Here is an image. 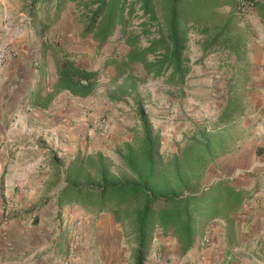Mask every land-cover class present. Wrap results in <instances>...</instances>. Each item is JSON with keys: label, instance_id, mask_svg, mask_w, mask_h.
<instances>
[{"label": "crops", "instance_id": "obj_1", "mask_svg": "<svg viewBox=\"0 0 264 264\" xmlns=\"http://www.w3.org/2000/svg\"><path fill=\"white\" fill-rule=\"evenodd\" d=\"M30 1L0 0V49L17 53L0 69V264H134L135 244L127 247L111 215L58 206L60 187L50 181L54 159L64 169L79 152L103 153L108 146L115 149L119 140L129 141L125 132L137 127L134 107L132 124L126 121L130 114L121 119L123 100L110 103L104 92L98 102L101 77L86 98L56 90L62 56L89 71H100L98 63L107 58H77L82 49L73 43L82 25L73 23L68 4L55 19L51 9L48 15L40 7L33 10ZM240 21L249 33L240 53L232 55L241 58L240 70L209 90L215 93L218 115L233 95L240 101L241 114L225 127H239L247 137L215 158L207 171L210 179L204 180L205 185L228 180L245 198L228 220H215L206 228L211 230L208 242L205 231L185 254L177 246L180 260L174 244L155 235L147 264H168L170 257V264H264V0ZM157 130L163 137L162 129ZM237 171L243 173L236 176ZM158 250L164 252L160 260Z\"/></svg>", "mask_w": 264, "mask_h": 264}, {"label": "trees", "instance_id": "obj_2", "mask_svg": "<svg viewBox=\"0 0 264 264\" xmlns=\"http://www.w3.org/2000/svg\"><path fill=\"white\" fill-rule=\"evenodd\" d=\"M76 1L79 0H31L30 6L33 10L40 7L47 15L51 9L56 19L69 2ZM239 1L242 0L79 1L81 37L91 36L103 46L121 27L128 51L119 58L113 55L106 59L105 66L114 67L115 73L105 97L114 104L131 97L137 127L131 130L129 141L115 147L116 163L101 152H79L64 169L54 159L50 181L60 187L58 206L76 205L111 215L124 237L135 244L134 264H147L157 231L171 233L181 254H185L213 221L228 220L245 198V193L228 180L203 183L209 165L230 147L226 144L230 129L225 125L242 112L234 95L210 128L196 126L184 135L175 153L165 156L161 134L153 129L145 108L147 98L138 92L140 84L160 78L168 89L183 90L193 65L185 54L192 29L208 36L202 44L204 51L219 41L217 45L240 53L245 39L240 18L248 10H242ZM246 1L255 7L258 0ZM221 5L228 6L231 12L223 22L214 24ZM134 18L142 19L137 29L131 25ZM221 36H226L223 42ZM136 66L143 75L135 71ZM57 76L56 90L86 98L98 88L100 72L76 67L68 56H62L57 61Z\"/></svg>", "mask_w": 264, "mask_h": 264}, {"label": "rangeland", "instance_id": "obj_3", "mask_svg": "<svg viewBox=\"0 0 264 264\" xmlns=\"http://www.w3.org/2000/svg\"><path fill=\"white\" fill-rule=\"evenodd\" d=\"M79 1L68 3L69 8L71 9V14L74 18L73 23L78 26L82 25L80 23L81 17L79 13L82 7L78 6ZM134 1L135 0H128V2L130 3ZM135 7L137 11L138 5ZM217 12L219 16L218 18H215V21L213 22L214 24L216 22L217 24L221 21L223 22L226 15L231 12V9L226 5H221L217 9ZM138 15H141V11H138ZM141 20L135 18L132 19V28L137 29ZM198 30L199 29H192L188 35V48L185 54L189 58L190 62L193 63V65L189 74L190 78L187 80L182 91L176 88L168 89L163 85V79L161 78L154 80L149 79L144 84H140L138 88V92L141 94V96L147 98V104L145 108L150 116L153 129H162L163 137L161 151L165 156L175 153L178 149V146L182 144L184 135H189L192 131L195 130L196 126L206 125L210 128L214 124V122L217 120L218 114H216L213 109L215 93L211 92L209 89L215 81H226V74L228 76H231L234 72H236V70H240L241 58H233V53L230 52L229 49H225L221 45H217L219 44L218 40V42H216L215 45H212V47L208 51H204L205 49H203L202 44L207 35L200 34L199 32H197ZM242 33L244 34L245 39L249 38V33L246 28L242 29ZM213 35L214 34L212 33L211 36ZM210 38L211 37H209V41H211ZM219 39L220 42H223L224 39H226V36H221ZM73 45L76 50L82 49L81 51L83 54L77 58H110L113 55L119 58L125 55L128 51L127 46L124 44V41L121 38L120 26L116 28L115 32L108 38L103 46H100V44L91 36L81 37V35L77 42L73 43ZM96 59H94L95 63H97ZM105 63H98V65H100L99 72L101 75L99 86L100 92L97 95L98 102L104 99V92H106L108 88H111L109 87V81L114 75L112 70L114 67H106ZM134 69L137 73L143 75V71L139 66H136ZM235 79L236 78L234 77V79L232 80L236 82ZM236 83H239V85L241 84L239 80ZM152 100H154V102L149 106V102H151ZM163 103H165L166 105H164ZM132 105V98L129 97L124 99L118 108L121 110V119L125 121V118H128V115L130 114V118H128L126 121H129L133 124L134 118L133 114L131 115V113L133 112H131L130 109L131 107H133ZM180 111H182V115L181 113L179 114ZM124 115H126V117ZM103 118L105 119L106 117L104 116ZM125 133L129 138H132V133ZM119 135L121 136V133ZM246 137V133L241 131L239 127H232L226 134V144L233 145L239 139H246ZM109 138L110 135H107L106 140H108ZM120 142L121 140H119V144ZM113 146H115V144ZM113 151L114 149H112L111 146H108L105 148L103 154L108 156L111 160H113L114 163H116V158ZM205 178L210 179V177L208 176ZM203 183H206L205 180L203 181ZM206 230L207 229H205V231ZM155 235L160 236L164 240H170V242L174 244V253L177 255V259L180 260V253H178L177 249V246H179V244L176 238H174L171 233L164 235L160 231H157ZM131 244L132 246L134 245L132 241L127 240V247H131ZM157 253V259H162V254L164 252L158 250ZM171 260H173V257H170L169 260H167V263L170 264L169 262Z\"/></svg>", "mask_w": 264, "mask_h": 264}, {"label": "built area", "instance_id": "obj_4", "mask_svg": "<svg viewBox=\"0 0 264 264\" xmlns=\"http://www.w3.org/2000/svg\"><path fill=\"white\" fill-rule=\"evenodd\" d=\"M239 3H240V7L242 8V10H244V9L251 10L254 8L253 3L251 1L242 0V1H239ZM16 55H17L16 52L7 51V49H5V48L0 49V69L8 57H13ZM248 172L249 171L247 170L246 173H248ZM242 173H243L242 171H237L236 176H238ZM9 206L14 208L16 206V204L11 203V204H9ZM4 209H6V207ZM9 217H10V214H7V216L3 219L4 222H6L9 219ZM210 232H211V230H209V229L206 230V233L204 235L205 237L203 239L205 243L208 242V240H209ZM73 255H74V248L71 249L69 256L72 257Z\"/></svg>", "mask_w": 264, "mask_h": 264}]
</instances>
